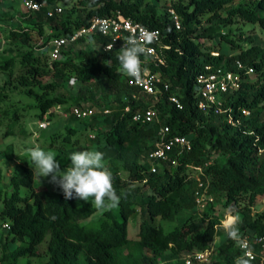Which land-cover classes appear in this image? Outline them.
I'll use <instances>...</instances> for the list:
<instances>
[{"label": "trees", "instance_id": "trees-1", "mask_svg": "<svg viewBox=\"0 0 264 264\" xmlns=\"http://www.w3.org/2000/svg\"><path fill=\"white\" fill-rule=\"evenodd\" d=\"M69 1L71 6L59 14L47 17L43 8L20 15L13 25L9 24L13 14H0V20L9 26L3 39L8 57L0 60V126H6L4 138L26 135L20 121L27 114L39 121L56 106L65 110L95 108L98 113L88 119L68 117L67 122L80 124V129L71 124L50 134L43 144L70 164L72 153L91 150L97 144L94 148L105 154L121 201L117 208L105 209L96 222L86 223L99 211L91 199L66 201L58 187L54 199L49 186H34L31 159L30 163L22 161L10 176L8 190L0 191V264H33L31 260L42 256L41 248L47 257L43 264H184L185 255L210 251L214 238L221 235L226 239L215 253L210 252V262L234 264L242 256L239 241L229 238L228 229L222 227L224 214L216 213L217 203L232 215L240 214L241 239L264 237V210L251 212L257 198L264 196V46L238 33L242 47L229 33L236 20L257 25L264 32V0L171 1L164 3L161 13L154 5H145V0ZM46 2L55 5V0ZM168 8L178 16L179 30ZM117 13L160 32L162 47L158 51L163 64L154 66L141 56L144 64L169 84L156 98L128 85L129 75L117 59L119 48L104 50L107 40L102 37H95L93 49L84 48L85 38H80L62 50L60 60L47 58L52 38L86 27L95 17ZM225 29L229 32L223 34ZM215 39L235 53L207 46ZM39 40L42 43L37 45ZM237 62L244 69H237ZM205 66L235 71L242 77L237 90L222 96L223 113L219 115L203 112L196 105L195 79ZM249 68L254 73L247 74ZM70 80L79 84L75 93L68 86ZM133 93L137 99L132 98ZM170 94L176 95L181 109L168 100ZM147 108L157 111L159 123L132 120L135 111ZM106 109L109 113L103 114ZM242 110L249 115H243ZM54 115L50 112L47 120L51 122ZM160 125H167L170 135L188 137L191 148L181 154L174 149L169 158L175 164H158L152 173L148 154L158 141ZM88 129L94 138L79 144L76 136ZM1 154L6 161H13V145H5ZM191 170L198 171V176L192 177ZM198 180L207 186L212 201L201 213L183 217L197 209ZM136 183L139 185L133 186ZM21 188L27 192L22 194ZM140 215L178 220V224L164 232L145 218L135 239H129L128 221ZM3 224L9 229H3ZM251 249L256 257L251 264H264V248L252 244Z\"/></svg>", "mask_w": 264, "mask_h": 264}, {"label": "built area", "instance_id": "built-area-1", "mask_svg": "<svg viewBox=\"0 0 264 264\" xmlns=\"http://www.w3.org/2000/svg\"><path fill=\"white\" fill-rule=\"evenodd\" d=\"M11 0H0L1 3ZM19 6L23 14H29L30 12H37L43 8H46V16L52 17L55 13H61V8L56 5L49 6L46 0H18ZM167 12L174 24L176 30L181 28L180 20L172 8H168ZM151 34V35H149ZM96 36L106 39L104 50L109 51L113 48H121L123 44L127 42V39L131 36H135L138 40L144 44L147 49L146 54L142 55L144 61H148L154 66L163 64V57L158 51L162 47V40L159 30L149 29L142 26L138 22H134L130 19L124 18L117 13L110 17H95L91 19L90 23L86 27L74 30L66 36L52 38L48 43L49 56L51 61H57L61 59L62 50L70 43L75 42L80 38H89L94 40ZM3 42L0 41V45ZM166 48V47H165ZM214 55H216L214 53ZM143 61V62H144ZM147 67V64H145ZM148 73L144 75L142 80L137 81L129 76L128 85L136 88L139 93L152 96L156 98L158 92L161 90L167 91L169 84L164 82L163 79L155 72H152L149 67ZM237 69H244L243 65L237 62ZM254 73V70L249 68L247 74ZM242 77L238 72L225 71L221 68L212 69L210 66H205L204 70L196 76L195 79V93L197 96L196 105L197 108L203 112H211L215 115L223 113V100L222 96L231 91H235L240 87ZM133 99H137V94L133 93ZM168 100L175 105L176 108L181 109L182 105L178 98L174 94L168 96ZM125 111H130L129 106L125 108ZM50 112L58 113L63 117H74L78 120L88 119L95 116L98 112L95 108L86 106H76L69 110H65L61 106H56L50 111L46 112L42 120L38 121V127L45 129L50 122L47 120V116ZM103 114L109 113V110H103ZM241 113L245 116L249 115L247 110H242ZM134 122H140L142 124L152 125L159 123L157 111L153 108H147L145 110H137L132 115ZM228 122L231 123V118H228ZM158 141L156 142L152 151L148 154V162L150 164V171L155 173L157 171V165L165 162L175 164V160L169 158V154L174 149L179 154L184 151H188L191 148V143L188 137L179 135H170V129L167 125H160L158 131ZM199 170V169H198ZM212 199L207 195V186L200 180H198L197 189L195 192L196 208L202 210L205 208L207 202ZM3 229H9L8 224L2 225ZM252 244L259 245L264 248V237L262 236H245L239 241V248L244 255L247 249H251ZM252 251V249H251ZM255 260V254L252 251ZM184 264H211L210 251L191 252L183 257ZM259 264H262L260 261Z\"/></svg>", "mask_w": 264, "mask_h": 264}, {"label": "rangeland", "instance_id": "rangeland-1", "mask_svg": "<svg viewBox=\"0 0 264 264\" xmlns=\"http://www.w3.org/2000/svg\"><path fill=\"white\" fill-rule=\"evenodd\" d=\"M126 1H132V0H126ZM171 1H173V2H178V1L187 2V0H145V5H146V2H148L149 5H154L156 7L157 13H161L164 3L165 2L170 3ZM55 5L60 7L61 9H65V8H68L69 6H71V1H69V0H55ZM5 13H11L15 17L11 22H9V24L11 23V25H13V24L17 23V20L19 19L20 15L23 16L22 10L19 6V1L18 0H11V1H7V2H3V3L0 2V14H5ZM8 28H9V26L5 25V22L0 20V41L3 42L0 45V60L8 57V55L4 52L8 48V46L6 45L5 41L3 40L4 39V30L8 29ZM222 32H223V34H226L229 32V30L225 29ZM238 33H242L244 38L250 37L252 39L253 43L264 46V32L259 28V26L246 24L240 20H236V23L234 25H232L231 32L229 33L230 37L232 39H234L236 43H240V45H242V47H243L244 43L239 42L236 38V35ZM41 43L42 42H40V40L37 41V45H40ZM96 44H97L96 38H94V40L86 38L85 41L83 42L82 46L86 49H93L94 47H96ZM207 46L212 47L213 49H215V51L218 49V50H220L226 54L235 53V50H232L230 48V46H228L227 44H225L222 41H219L218 39L207 42ZM37 53H39V51H37ZM46 55H47L48 60H50L49 50L46 53ZM251 77H253V75H251ZM0 83H1V77H0ZM68 84H69L68 85L69 88L71 89V91L73 93H75L78 90L79 84L77 82H75L74 80H70ZM67 121H68L67 117H63L60 114L55 113V115L53 116V118L50 122V125L48 126V128L45 130H39L37 118H34L30 114H27V115L23 116V118L20 121L21 126L24 127L25 130L28 131L27 134L26 135H20V134L17 135L16 134L15 136H9L7 138H4V136H3L6 126H4V125L0 126V171H1L0 191H2L1 194H4V192L8 190L9 179H10L11 174H13L15 167L18 164H21L22 161H26V162L30 163V157H29L27 150L32 148V147L39 145L45 151L52 152L56 156V160L60 164L61 171H63L65 168H67L70 165L69 161L58 156L55 151L47 149L43 144L46 141L45 140L46 137H48L50 134L58 132V131H64L67 126H70L72 124V123H69ZM72 125L77 129L81 128L80 124L74 123ZM17 131H18V127L16 128V132ZM94 136H95L94 132L88 129V130H86V132L85 131L80 132L76 137L78 138L79 144L84 145L86 143L87 138L93 139ZM7 144L13 145V148H14V159H13V161H6L1 154V151L4 149V146ZM100 145H102V142H100ZM95 146L98 147V145L96 144L93 146V148L91 150H96L94 148ZM105 162L107 163L106 160H105ZM30 168L32 169L33 175H34V186L35 187H38L40 185L49 186V190H50L53 198L56 199L59 195V189L56 186L49 183L50 177H43L42 178L41 174L39 172V169H37L35 167V165L32 167L30 166ZM189 173L191 174L192 177H197L199 174V172L196 170H191ZM121 175L124 178L126 177L125 173H122ZM138 185L139 184H137V183L133 184V186H138ZM21 192H22V194H25L27 192L26 188H21ZM104 210H99L98 212L93 214L85 222L86 223L96 222ZM263 210H264V196L257 198L255 205L253 206V208H251V212L254 215L256 213L262 212ZM198 213H201L200 210L194 209L188 213H183V217H187L189 215H191V216L197 215ZM216 213H219V214L223 213L224 214L223 220L221 221V225L225 229H228V225H226L224 222H225L226 217L229 216L230 214H232L230 212V210L223 208V206L221 204L217 203L216 204ZM234 215H238V217L240 218L239 213H236ZM145 218L147 219V221L151 225L156 226V227L157 226L162 227L164 232L171 231L178 224V220L168 222V221L161 220L159 218L149 219L143 215H140L137 218L132 217L128 221V227H127V236L129 239H135V237L137 235L138 227L142 223V221L145 220ZM2 232L3 231L0 228V233H2ZM225 239H226V235L216 236L214 238L213 242L211 243L210 252L212 254L215 253V251L217 250V247L222 242H224ZM42 245L40 247H42ZM1 251H2V246L0 244V255H1ZM41 251H42V256H40L39 258L31 260L33 264H43L46 262L47 257H46V255H43L44 249L41 248L40 252ZM146 253L149 254L148 251H146Z\"/></svg>", "mask_w": 264, "mask_h": 264}, {"label": "clouds", "instance_id": "clouds-1", "mask_svg": "<svg viewBox=\"0 0 264 264\" xmlns=\"http://www.w3.org/2000/svg\"><path fill=\"white\" fill-rule=\"evenodd\" d=\"M151 35V34H149ZM147 49L138 38L131 36L118 50L117 59L121 69L133 79L140 81L149 69L141 60ZM31 162L41 174V177H50L49 183L58 187L64 199L92 200L97 210L114 209L120 204L121 197L114 188V175L105 162V154L99 150L77 151L71 154V164L61 171L56 156L45 151L39 145L27 150ZM229 238L240 241V220L238 215L228 217ZM254 259L251 249H247L243 256L235 259L234 264H251Z\"/></svg>", "mask_w": 264, "mask_h": 264}, {"label": "bare ground", "instance_id": "bare-ground-1", "mask_svg": "<svg viewBox=\"0 0 264 264\" xmlns=\"http://www.w3.org/2000/svg\"><path fill=\"white\" fill-rule=\"evenodd\" d=\"M228 217L225 219V222H224L226 225H228V223H229Z\"/></svg>", "mask_w": 264, "mask_h": 264}]
</instances>
